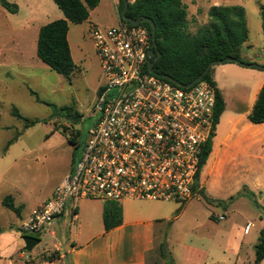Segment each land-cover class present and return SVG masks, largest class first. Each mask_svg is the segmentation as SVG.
Segmentation results:
<instances>
[{
	"label": "rangeland",
	"instance_id": "1",
	"mask_svg": "<svg viewBox=\"0 0 264 264\" xmlns=\"http://www.w3.org/2000/svg\"><path fill=\"white\" fill-rule=\"evenodd\" d=\"M182 2L188 8L187 30L190 33L208 23L207 6H241L248 27V41L240 59L245 64L264 65V30L260 17L264 0ZM103 8L104 0L89 12L88 21L99 26L93 21L102 14ZM87 31V21L69 27L68 44L75 66L69 80L36 58L34 46H27L20 52L1 46L0 264H49V259L56 257L52 252L53 245L57 244L62 250L67 246L70 224L58 229L50 223L37 238L39 244L29 252L25 251L23 235L17 230L20 215L5 209L1 200L12 195L16 200L25 201L26 206L36 203L58 183L71 167L72 160L80 155L97 118L93 106L104 82ZM17 53H24L25 61L15 57ZM231 66L238 68L237 71H231ZM214 68L232 100L243 92L240 81L247 78L244 72L254 69L233 63L215 65ZM67 107L78 117L67 116L62 111ZM13 108L35 123L26 126L24 121L11 115ZM75 133L77 141L73 146L69 138ZM247 144L242 145L236 160L228 161L217 177H211L203 170L207 200L197 194L185 207L177 202L154 201L163 209L180 210L173 227L167 226L169 234L163 242L164 258L160 264L170 263L171 253L181 254L183 246L201 250L204 264H254L255 246L264 229V151ZM211 198L224 201H212ZM219 216L223 219L219 220ZM148 264H153L151 259ZM260 264H264V260Z\"/></svg>",
	"mask_w": 264,
	"mask_h": 264
},
{
	"label": "built area",
	"instance_id": "2",
	"mask_svg": "<svg viewBox=\"0 0 264 264\" xmlns=\"http://www.w3.org/2000/svg\"><path fill=\"white\" fill-rule=\"evenodd\" d=\"M112 2L120 17V0ZM87 36L104 78L93 106L97 118L71 171L20 221L23 236H41L69 199L186 204L197 196L202 147L214 126L212 88L202 79L182 88L149 73L150 36L139 24H90ZM69 216L73 226L74 207Z\"/></svg>",
	"mask_w": 264,
	"mask_h": 264
},
{
	"label": "crops",
	"instance_id": "3",
	"mask_svg": "<svg viewBox=\"0 0 264 264\" xmlns=\"http://www.w3.org/2000/svg\"><path fill=\"white\" fill-rule=\"evenodd\" d=\"M5 1L16 6V11L15 13H9L0 6V50L1 46H7L20 52L26 50L27 46H34L36 56L39 29L52 21L62 19V12L52 0ZM205 1L208 2V0ZM221 1L227 2V0ZM101 4L102 0H99L97 7ZM211 6L219 5L207 6L206 12ZM86 21L88 26L92 24V21H88V19ZM121 22L112 0H104L102 14L93 21L101 27H113ZM243 52L242 47L240 56L243 55ZM15 57H19L23 61L26 59L24 53H17ZM237 69L233 66L230 68L231 71H237ZM218 73L217 68L213 67L212 79L223 98L224 110L219 117L218 124L215 126L211 152L199 173L197 188L198 192H203L206 197L208 194L204 189L203 170H207L209 176L217 177L228 161L234 162L236 160L242 145L247 144V142H249V145L259 147L261 152L264 151L262 150L264 149V123L255 125L247 119L258 92L264 84V70L253 69L250 72H244L247 78L245 81H240L243 92L236 100L230 99L228 88L224 87V82L221 81ZM71 168L72 166L45 196L32 205L26 206L25 201L16 200V197L10 195L15 206L20 207L21 220L33 208L51 196L54 188L71 171ZM215 200L224 201V199H212V201ZM154 203V201L149 200H124L118 203L121 208V223L105 231L102 221L105 202L98 200H79L77 202L67 200L63 215L51 224L58 229L66 226L69 223V211L73 207L76 221L73 226L70 225L65 249L62 250L57 244L53 245L52 252L56 253V257L49 259V264H148L150 259L153 264H160L162 259L160 246L167 240L169 234L167 226L171 224L172 228L179 216L175 215V208L166 210ZM187 203L184 204V207ZM50 234L53 235L51 232ZM19 258L21 257L19 256ZM204 261L203 252L196 247L183 246L181 254L174 255L171 253L172 264H204Z\"/></svg>",
	"mask_w": 264,
	"mask_h": 264
},
{
	"label": "trees",
	"instance_id": "4",
	"mask_svg": "<svg viewBox=\"0 0 264 264\" xmlns=\"http://www.w3.org/2000/svg\"><path fill=\"white\" fill-rule=\"evenodd\" d=\"M62 12L63 19L52 21L39 29L36 42V56L50 70L69 80L75 66L67 41L70 24H81L88 19L89 12L96 8L99 0H52ZM0 6L9 13H15L16 6L0 0ZM123 9L120 0L119 13ZM125 16L131 20L147 18L155 28L154 46L151 41V29L146 21L139 25L144 27L150 36V47L154 52V74L168 76L181 85H187L197 78L210 62L225 58H235L240 62L242 47L248 41V28L245 21L244 9L239 5L211 6L207 11L208 23L197 29L195 33L187 30V7L182 0H135L127 4ZM261 25L264 30V7L260 8ZM122 21V19H121ZM212 66L202 78L214 92V126L213 132L202 147L198 172L195 176L194 191L203 199L207 197L198 192V178L202 167L211 152L212 138L215 126L224 110V101L220 91L212 79ZM34 94V93H33ZM35 95V94H34ZM37 102H40L35 96ZM67 116L78 117L72 113V108H63ZM11 115L22 120L27 125L30 121L22 117L13 108ZM251 124L264 123V84L261 86L255 103L247 116ZM77 133L69 138V143L76 146ZM230 197L229 199H231ZM2 206L19 215L20 207L15 206L10 195L1 201ZM264 209V207H263ZM180 210L176 212L178 215ZM104 230L108 231L121 223V208L118 203L105 202L102 212ZM160 255L164 258V246H160ZM264 260V229L259 233L258 243L255 246L254 264ZM168 264H171L168 263Z\"/></svg>",
	"mask_w": 264,
	"mask_h": 264
},
{
	"label": "water",
	"instance_id": "5",
	"mask_svg": "<svg viewBox=\"0 0 264 264\" xmlns=\"http://www.w3.org/2000/svg\"><path fill=\"white\" fill-rule=\"evenodd\" d=\"M122 2H123V9L120 12V18L122 19V21L124 23H128L130 25H138L142 21H146L149 24L150 29H151V41H152V46H154L155 28H154V24L152 23V21L149 20V19H147V18L136 19V20L129 19L128 17L125 16V10L127 8L126 0H122ZM147 58H148V61H147V71L149 73H151V74H154L153 61L151 59L155 60L156 58L154 57V52L152 50H150L147 53ZM225 63H233V64H237V65H239L241 67H245V68H254V69L264 70V66H257L255 64H245L243 62L238 61L235 58H225V59L220 60V61L210 62L206 66V68L204 69V71L197 78H195L192 82H190L187 85L178 84L173 79H171L170 77L165 76V75H162L160 77L163 78V79H165V80H167V81H170V82H172V83H174V84H176V85H178V86H180L182 88H189L193 84H195L196 82H198L199 80H201L203 78V76L208 73L209 69L212 66L221 65V64H225ZM22 242H23V248H24V250L29 252V251L32 250V248L34 246H36L37 244H39V239L34 238V237H29V236H23L22 237Z\"/></svg>",
	"mask_w": 264,
	"mask_h": 264
},
{
	"label": "flooded vegetation",
	"instance_id": "6",
	"mask_svg": "<svg viewBox=\"0 0 264 264\" xmlns=\"http://www.w3.org/2000/svg\"><path fill=\"white\" fill-rule=\"evenodd\" d=\"M77 157L72 160L71 166H73L74 162L76 161Z\"/></svg>",
	"mask_w": 264,
	"mask_h": 264
}]
</instances>
